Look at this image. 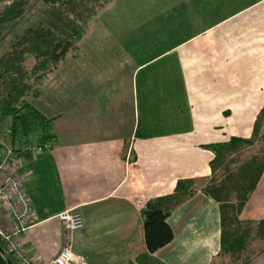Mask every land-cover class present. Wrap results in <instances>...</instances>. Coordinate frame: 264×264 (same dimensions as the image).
<instances>
[{
    "label": "crops",
    "instance_id": "1",
    "mask_svg": "<svg viewBox=\"0 0 264 264\" xmlns=\"http://www.w3.org/2000/svg\"><path fill=\"white\" fill-rule=\"evenodd\" d=\"M159 15L201 24L179 28L177 40L174 27L152 33L149 50L125 31L88 35L34 100L54 117L55 135L17 163L32 206L21 244L34 264L65 244L87 264H140L143 253L151 264H220L226 255L220 204L200 184L213 176L214 154L203 145L252 134L264 104V0H171ZM110 48L119 59L99 60ZM178 180L193 184L169 212L173 239L149 253L140 210L173 195ZM67 209L79 211L84 225L65 242L59 215ZM238 218L264 219V171ZM251 259L264 264V250Z\"/></svg>",
    "mask_w": 264,
    "mask_h": 264
},
{
    "label": "trees",
    "instance_id": "2",
    "mask_svg": "<svg viewBox=\"0 0 264 264\" xmlns=\"http://www.w3.org/2000/svg\"><path fill=\"white\" fill-rule=\"evenodd\" d=\"M114 0H0V44L16 28L11 50L0 57V154L2 143L9 145L16 157L30 155L26 146L29 136L38 135L37 144L51 146L54 142L52 121L35 103L43 89L52 81L66 55L82 40V22L99 13ZM6 49V48H5ZM264 104L258 111L248 138L232 136L228 142L203 146L214 154L213 176L205 188L220 204V246L226 255L238 258L255 240H264V219L242 221L238 214L264 171V149L261 157L252 156L231 167L233 156L257 138L264 139ZM32 155V154H31ZM224 167L221 178L214 177L215 168ZM193 181L178 180L173 195L151 198L140 213L144 239L149 253L170 243L173 230L168 221L170 210L181 201L182 192ZM4 255L14 264H24L13 258L0 241ZM264 250V247L261 251ZM257 253V252H256ZM255 253V254H256ZM140 264H151L148 254L137 257ZM251 258L241 264H247Z\"/></svg>",
    "mask_w": 264,
    "mask_h": 264
},
{
    "label": "rangeland",
    "instance_id": "3",
    "mask_svg": "<svg viewBox=\"0 0 264 264\" xmlns=\"http://www.w3.org/2000/svg\"><path fill=\"white\" fill-rule=\"evenodd\" d=\"M170 2L171 0H114L110 5L105 7L102 11H100L99 13L91 14L89 17H86L87 19H85L82 22L81 28L83 35H82V40L78 43V47L85 44L84 41L87 39L88 35H92V37L102 39V31L105 34L107 33L106 30L104 29L109 30L111 35H113V32L122 33L123 31H125L127 35L135 34L134 37L137 41V44L140 45V47H143L144 45L149 47L154 46L155 37H153L152 33L158 34L159 30L160 32H162V30L166 28H172V29L175 28L176 31L175 39L177 40L182 36V32L178 34L180 29L183 28V32L187 31L188 28L199 29L201 23L200 24L196 23L195 19H193L192 22H188V23L186 21L184 25L182 21L179 23L180 26L177 23V21L169 23L168 21H166L165 18H163L162 20L159 18L156 19L158 16H160L159 14L161 12L163 13V11L164 12L168 11ZM205 7H207V4ZM209 12L211 13V16L207 17V20H205L206 18L204 19V22L206 24H210L211 22H213L210 19L214 15V11L212 12V10H210ZM217 14L219 13L217 12ZM130 29H137V32L136 31L134 32L133 30ZM16 32H17L16 28L12 29L9 32L7 38L0 44V57L3 55L5 50H11V43L14 40V35L16 34ZM161 39L162 38L159 37V40ZM109 44H110L109 46L116 45L115 43L114 45H111L112 42H110ZM125 45L128 46V44ZM143 48L148 49L147 47H143ZM110 49L112 50H110L107 54H104L103 56L99 54L100 56L99 60H104V59L118 60L119 52H117V58H116L115 57L116 54L114 53L115 50H113V48ZM72 52L73 51H71L70 53ZM107 55L109 58L106 57ZM110 70L113 72V69ZM53 89L51 90V93ZM153 96H156V94H153ZM252 118L253 117L251 115H248L245 116L243 119L244 122H247V124H252L251 121ZM161 120L167 121V119L163 117L161 118ZM251 126H253V124L250 125V127ZM262 132H264V125L262 126ZM242 134H247V133L242 132ZM35 136L36 134L32 133L29 136L30 140L34 141ZM263 149H264V139L259 137L256 139L254 144H252L251 146H246L245 148H243L241 152H239V154L233 156V160L235 159V161L231 163V167L239 164L240 162L245 161L246 159H250L254 155H258V157H261L262 154L260 152ZM215 169L216 171L214 173V177L217 179L221 178L225 172L224 167L218 166ZM209 181L210 180L205 181L204 183L203 182L200 183L204 185V187H202L203 189L207 187ZM254 243L250 244L249 249L246 248L245 250H240V252L237 251L236 254L240 255L238 256V258L225 255L222 260L218 261V263L241 264L245 259L252 258L253 255L254 256L256 255L255 253L257 251L261 250L264 247L263 240L258 239L255 240Z\"/></svg>",
    "mask_w": 264,
    "mask_h": 264
},
{
    "label": "built area",
    "instance_id": "4",
    "mask_svg": "<svg viewBox=\"0 0 264 264\" xmlns=\"http://www.w3.org/2000/svg\"><path fill=\"white\" fill-rule=\"evenodd\" d=\"M0 154V241L6 246L11 256L24 264H34L31 257L24 252L21 235L28 228L31 213V203L26 193L21 176L17 171L14 150L2 143ZM41 147L37 143H29L26 148L32 155L39 152ZM64 241L71 240L76 230L82 229L84 223L82 215L76 209H67L60 213ZM45 264H87L84 259L75 255L69 245L65 244L58 255Z\"/></svg>",
    "mask_w": 264,
    "mask_h": 264
},
{
    "label": "water",
    "instance_id": "5",
    "mask_svg": "<svg viewBox=\"0 0 264 264\" xmlns=\"http://www.w3.org/2000/svg\"><path fill=\"white\" fill-rule=\"evenodd\" d=\"M0 264H14L13 261L5 257L2 247H0Z\"/></svg>",
    "mask_w": 264,
    "mask_h": 264
}]
</instances>
